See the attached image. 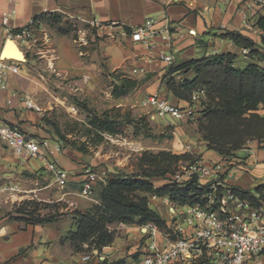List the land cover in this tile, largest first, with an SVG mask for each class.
<instances>
[{"label":"rangeland","instance_id":"374dc122","mask_svg":"<svg viewBox=\"0 0 264 264\" xmlns=\"http://www.w3.org/2000/svg\"><path fill=\"white\" fill-rule=\"evenodd\" d=\"M44 28L42 32L36 33L33 45L35 50H25L19 65L21 70L35 76L39 83V88L29 97L42 114L43 136L37 137V140L47 142V159L56 162L55 153L63 154L78 165L79 171L65 169L68 180L64 186H60L54 182L46 168H40L33 174L35 177L32 178L31 185L34 191L35 188L45 187L44 198L38 195L27 198L9 206L4 212L9 220L19 221L22 225L24 222L15 218L34 222L38 218L52 217L53 221L49 223L54 222L61 231L65 228V233L59 240L51 242L52 247L44 244L37 246L39 253L44 251L59 255L57 264H67L75 257L78 258L76 263L94 264L101 259L100 256L105 258L107 255L111 262L122 260V264H128L143 253L146 242L143 231L147 226H156L164 235L171 234V238L176 236L172 227L177 221L182 222L180 213L186 210V205L173 203L168 197L133 191L127 195L134 199L144 198L148 206L165 220L164 225L151 221L142 223L139 217H135L131 223L101 221L96 227L85 231L81 238L71 241V233L77 229L76 222L80 216L91 210L93 205L100 203L102 186L106 179L116 172L137 173L140 171V163H144L143 154L161 150L191 155V159L179 161L178 167L183 178L188 179L191 175L189 165L201 159L203 151H209L211 155L219 154L207 148V143L198 130V103L191 104L194 106L188 117L177 119L171 116L160 117L152 108L141 105L139 98L134 97H144L143 91L133 90L120 97L113 95V87L118 83V78L121 75L131 76L127 70L114 68V64H111L106 52L105 34L97 35L92 28L73 21L54 22L50 18L44 20ZM57 40H61L72 51L70 58L73 61L75 57L77 61L73 68L57 65ZM45 41L52 46L45 48L42 45ZM259 46L264 53V44ZM51 58H54L52 68L49 67ZM252 59L264 67V56H254ZM104 111L117 118L130 113L138 123L127 125L122 134L104 133L98 139L92 133L88 120ZM263 111L259 110V113ZM260 143V147H263L264 142ZM87 168L95 172L98 178L91 185V193L85 195L82 179ZM170 176L153 178V184L160 186ZM261 180L262 178H257L255 184ZM200 183H214L217 186L214 179H202ZM216 205V202L211 205L208 201L202 207L209 209ZM261 206L264 209V202ZM16 244H19L16 247L21 254L30 247L27 245L19 250L24 245L20 242ZM85 254H90L92 259L88 262L82 261L81 257ZM17 258L15 256L13 264L22 263ZM256 261V264H264V257L261 256Z\"/></svg>","mask_w":264,"mask_h":264},{"label":"crops","instance_id":"0c3cea01","mask_svg":"<svg viewBox=\"0 0 264 264\" xmlns=\"http://www.w3.org/2000/svg\"><path fill=\"white\" fill-rule=\"evenodd\" d=\"M5 12L10 15L3 21ZM50 15L60 16L63 22L73 21L92 28L97 35L105 34L106 52L111 64H114V68L127 70L132 78L141 82L135 90L143 91L144 96L164 95L170 103L180 107L187 106V102L178 100L162 82L170 66L214 53L232 52L237 55L235 65L243 67L251 58L243 53V48L222 38L220 34L224 31H239L252 38L257 45L262 44L261 39L264 37V31L256 25L257 18L264 16V4L260 0H0V56L11 54L13 48L9 43L20 49L21 59L25 50H35V40L27 45L8 35L13 34L15 29L31 24L35 39L36 33L45 29L44 20ZM164 16L169 18L172 27L169 32L158 34L153 39V46L136 43L129 36L131 29L149 18L157 19L159 22L156 27H162ZM42 45L45 48L52 46L50 42H43ZM55 50L58 52V66L73 68L76 65L75 57L73 61L70 58L72 51L61 40H57ZM167 54L172 55L171 63L163 60ZM10 58L20 65V58ZM174 75L178 79L182 77L178 73ZM38 88L35 76L21 70L19 66L16 74L9 75L8 88L0 90V120L36 140L43 136L42 114L39 109L27 107L24 100ZM134 98L141 101L144 97ZM260 146L261 143L253 140L230 156L211 155L209 151H203L201 159L206 165L221 164L222 169L216 178L213 176L218 184L252 189L264 181V146ZM54 158L63 169L79 171L78 165L63 154L55 153ZM42 167L43 162L35 158L20 160L0 142V183H17L20 188L19 192L9 197L0 193V264H13L15 256L21 259L20 264H57L59 255L44 251L39 253L37 246L44 244L52 247L51 242L59 240L65 228L61 231L54 222L34 224L20 219L24 222L22 225L19 221L9 220L4 212L9 206L27 198L37 195L44 198L45 187L35 188L34 191L31 185L35 177L33 174ZM257 178L262 180L255 184ZM17 242L24 245L19 250L27 245L30 247L21 254L17 252ZM99 258L104 259L101 256ZM76 262L77 257L70 259L67 264H79Z\"/></svg>","mask_w":264,"mask_h":264},{"label":"trees","instance_id":"16d2710c","mask_svg":"<svg viewBox=\"0 0 264 264\" xmlns=\"http://www.w3.org/2000/svg\"><path fill=\"white\" fill-rule=\"evenodd\" d=\"M50 19L54 22L61 21L58 15H50ZM256 25L264 31L263 15L257 18ZM18 31L20 29H15L13 33ZM220 36L231 40L238 47L247 49V56L251 60L254 56H264L260 46L239 31H224ZM261 42L264 44V37ZM236 56L232 52H220L191 59L170 66L162 77L167 91L178 100L187 102V106L193 104L192 93L203 89L198 101V130L207 143V148L215 150L221 156L232 155L249 141L264 142V111L259 113V110H264V67L254 60H250L243 67L236 66ZM176 73L182 77L176 78ZM118 79V83L113 87L115 97L129 94L141 83L126 75H121ZM137 123V119L130 113L117 118L108 111L93 115L88 120L92 133L98 139H101L104 133L122 134L127 125ZM190 156L188 153L176 154L165 150L145 153L142 157L144 163H140V171L137 173L112 174L102 186L100 203L93 205L91 210L77 220V229L72 231L71 241L75 242L85 231L96 227L101 221L131 223L135 217H139L142 223L151 221L164 225L165 220L148 206L144 198L134 199L127 195L133 191L168 197L179 205L206 204L212 193L210 183H200L196 175L182 182L168 177L167 182L160 186L153 184V178H167L168 175L175 174L180 165L179 161H187L191 159ZM227 188L254 207H260L264 202V181L252 189L239 186ZM221 191L222 187H218L217 193L220 194ZM52 221V217H43L35 219L32 223ZM122 263V260L111 262L105 257L94 264Z\"/></svg>","mask_w":264,"mask_h":264},{"label":"built area","instance_id":"2783aa9c","mask_svg":"<svg viewBox=\"0 0 264 264\" xmlns=\"http://www.w3.org/2000/svg\"><path fill=\"white\" fill-rule=\"evenodd\" d=\"M260 2L264 4V0H260ZM9 15L8 12H5L3 21H6ZM162 21V27L157 28L156 24L159 21L149 18L143 24L131 29L129 36L134 42L151 47L154 44L153 39L158 34L167 33L172 27L167 16H164ZM30 25L13 34L9 33L8 37H16L22 43L30 44V41L35 40L33 28ZM247 51V49H243L244 54H247ZM10 59V57L0 56V90H6L9 75L19 71V64ZM53 60L54 58H51L49 63L51 68ZM163 60L171 63L172 55H164ZM202 94L203 89L192 93L193 104L198 103ZM140 102L141 105L152 108L160 117L171 116L177 119L188 117L194 106L190 104L185 108H180L157 94H148ZM24 103L27 107L39 109L33 105L29 98L24 100ZM0 142L6 145L12 154L20 160L35 158L42 161L44 168L48 170L55 183L60 186L66 184L67 171L45 156V149L48 146L46 141L36 140L19 128L0 120ZM221 169L220 163L206 165L202 159H197L188 168L191 173L190 177L196 175L199 181L202 179L210 181L214 179L213 176L216 178V174ZM97 178L95 172L88 168L85 169L82 179L85 195L91 193V185ZM170 179L178 182L187 180L180 174L179 168L175 174L170 176ZM215 181L217 186L222 187V191L218 194V187L214 183L210 184L212 193L208 201L211 205L216 202L215 207L208 209L198 204H186V210L180 213L182 222L177 221L172 227V231L176 235L173 238H171V234L164 235L156 226H147L143 231L146 237L143 253L128 264H194L198 262H201L200 264H256L259 257H264L263 207L252 206L248 201L235 195L231 189L225 188L218 184L217 180ZM19 191L17 183H0V193H5L7 197ZM177 214L175 213V215ZM91 259L90 254L81 257V260L85 262Z\"/></svg>","mask_w":264,"mask_h":264},{"label":"bare ground","instance_id":"6f19581e","mask_svg":"<svg viewBox=\"0 0 264 264\" xmlns=\"http://www.w3.org/2000/svg\"><path fill=\"white\" fill-rule=\"evenodd\" d=\"M9 46L13 48L11 54H9L7 57H12L15 59H19L21 57L20 49L13 45V43H9ZM21 59V58H20Z\"/></svg>","mask_w":264,"mask_h":264},{"label":"water","instance_id":"95a60500","mask_svg":"<svg viewBox=\"0 0 264 264\" xmlns=\"http://www.w3.org/2000/svg\"><path fill=\"white\" fill-rule=\"evenodd\" d=\"M21 52V51H20ZM103 259V258H102Z\"/></svg>","mask_w":264,"mask_h":264}]
</instances>
